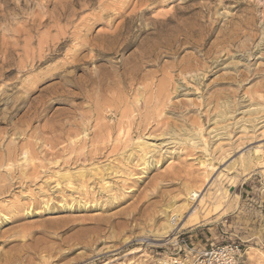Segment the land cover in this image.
<instances>
[{"label":"rangeland","instance_id":"obj_1","mask_svg":"<svg viewBox=\"0 0 264 264\" xmlns=\"http://www.w3.org/2000/svg\"><path fill=\"white\" fill-rule=\"evenodd\" d=\"M182 238L264 264V0H0V264Z\"/></svg>","mask_w":264,"mask_h":264},{"label":"built area","instance_id":"obj_2","mask_svg":"<svg viewBox=\"0 0 264 264\" xmlns=\"http://www.w3.org/2000/svg\"><path fill=\"white\" fill-rule=\"evenodd\" d=\"M244 251L241 243L210 242L196 245L191 238L177 239L172 252L164 254L155 264H241Z\"/></svg>","mask_w":264,"mask_h":264},{"label":"bare ground","instance_id":"obj_3","mask_svg":"<svg viewBox=\"0 0 264 264\" xmlns=\"http://www.w3.org/2000/svg\"><path fill=\"white\" fill-rule=\"evenodd\" d=\"M68 4V3H67ZM74 4V3H73ZM147 5V4H146ZM75 9V8H74ZM73 10V9H72ZM72 14V13H71ZM111 14V13H110ZM70 15V14H69ZM74 16V15H73ZM70 17V16H69ZM68 17V18H69ZM80 28V27H79ZM82 28V27H81ZM80 31V30H79ZM74 35V34H73ZM115 35V34H114ZM66 36V35H65ZM75 37V36H74ZM76 38V37H75ZM115 38V37H114ZM66 39H69L68 37L66 38ZM65 39V40H66ZM72 39V38H71ZM63 40H64V38H63ZM70 40V39H69ZM65 42V41H64ZM117 42H118V40H117ZM63 45V44H62ZM96 53L98 54L99 52L98 51H96ZM100 54V53H99ZM51 56V55H50ZM52 57V56H51ZM51 57H48L47 59H45V60H49V59H52ZM73 57V56H72ZM8 62V61H7ZM40 63H43V61H41ZM92 80V79H91ZM62 88V87H61ZM64 90H65V88H64ZM120 134V133H119ZM149 147V146H148ZM144 151V150H143ZM70 185V184H69Z\"/></svg>","mask_w":264,"mask_h":264}]
</instances>
